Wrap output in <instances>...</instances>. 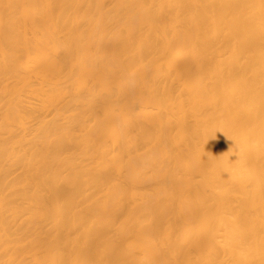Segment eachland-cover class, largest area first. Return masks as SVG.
<instances>
[{
	"label": "bare ground",
	"instance_id": "1",
	"mask_svg": "<svg viewBox=\"0 0 264 264\" xmlns=\"http://www.w3.org/2000/svg\"><path fill=\"white\" fill-rule=\"evenodd\" d=\"M0 264H116L111 0H0Z\"/></svg>",
	"mask_w": 264,
	"mask_h": 264
}]
</instances>
